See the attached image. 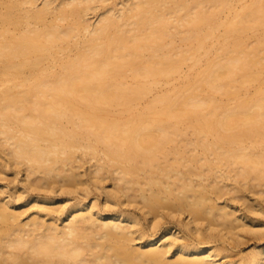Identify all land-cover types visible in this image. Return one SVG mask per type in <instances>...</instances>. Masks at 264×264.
Returning a JSON list of instances; mask_svg holds the SVG:
<instances>
[{"label": "bare ground", "instance_id": "bare-ground-1", "mask_svg": "<svg viewBox=\"0 0 264 264\" xmlns=\"http://www.w3.org/2000/svg\"><path fill=\"white\" fill-rule=\"evenodd\" d=\"M38 1L0 0V264H264L211 245L264 238V0Z\"/></svg>", "mask_w": 264, "mask_h": 264}, {"label": "rangeland", "instance_id": "rangeland-1", "mask_svg": "<svg viewBox=\"0 0 264 264\" xmlns=\"http://www.w3.org/2000/svg\"><path fill=\"white\" fill-rule=\"evenodd\" d=\"M113 0H110L109 2H107V4L112 3ZM39 5H42V0L38 1ZM90 17H93V15H91ZM94 21V19H93ZM263 31H251L247 34V36L245 37V39L250 36V39H255L258 38L260 36H262V38L264 39V29H262ZM247 38V40H248ZM233 39L229 38L227 41H231ZM222 43H224L222 41ZM214 52H210L205 56L202 55H198V58L202 56V61L201 62H195V61H190L187 65L184 66L183 71L181 74H177L174 78H172V80H170V82L168 84L165 83H161L160 88L162 90H167V89H174V88H180L182 86H186L188 84V79L193 78L197 72H199L201 69H203L205 62L207 60H211L214 56L213 54ZM264 85V69H262V72H260V76L259 79L256 81H251L249 83H247L246 85L242 86L240 88V96L241 97H245L246 95H251L253 93H255V91ZM238 94H232L230 96H224L222 97L223 103L226 102H233L237 97ZM3 170V169H2ZM4 170L8 171V167H6ZM9 170L12 172L9 176L5 175V177H0V189L5 191V199H9L11 197L15 198L14 193L17 192H21L22 190H27L24 189L23 186V177L22 175H15L14 173H16L15 169H10ZM4 175V174H3ZM15 178H17L15 180ZM23 187V188H22ZM247 188L245 190H243L242 192L245 194V196L247 197V199L249 201L247 202H243V200H240L236 203V207L241 211L240 213H243L244 215H246L248 218L253 219L254 222L256 221H261L262 223H264V214L258 215L256 213L251 212L250 210H252V207H255L256 204H259L263 210H264V200L259 196L255 195V191L253 192L252 190L246 191ZM256 191H258V189H256ZM27 195V193H26ZM78 196V195H77ZM92 198H97L96 201L98 202V204L100 206H104V201H105V196L102 194L101 191H93L90 195ZM80 197V196H78ZM93 201V199H92ZM73 202V201H72ZM220 203H224V200L222 199V201H220ZM252 203V204H251ZM248 204V205H246ZM249 206H252L251 208H249ZM122 208L125 211H132L133 213H135L138 217H140L142 224L144 225V227L148 226V221H146L142 215V213L137 210L134 207H127V206H121V207H117V209ZM249 208V209H248ZM184 216L182 217V219L184 220ZM188 218H186L184 221L186 222ZM172 225H173V231L177 230V232H181L180 234H183L186 238H188L189 240H191L192 236H191V232L190 230L179 220L174 219V220H170L169 221ZM160 236V233L158 235V237ZM211 245H218L219 248L225 247L227 248V250H224L222 252V255L225 256L223 257L222 261H230L232 259H237L240 255H247L252 253L255 250H258L260 248L264 247V238L263 239H258L255 238L253 235L247 234L246 237L242 238L241 243L240 244H235L233 241L227 243L224 242L223 239H219L218 242H216V244H211Z\"/></svg>", "mask_w": 264, "mask_h": 264}]
</instances>
